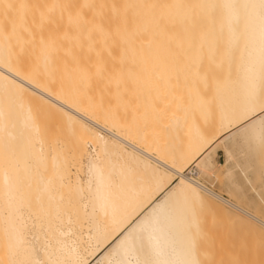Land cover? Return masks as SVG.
Segmentation results:
<instances>
[{"label": "bare ground", "instance_id": "1", "mask_svg": "<svg viewBox=\"0 0 264 264\" xmlns=\"http://www.w3.org/2000/svg\"><path fill=\"white\" fill-rule=\"evenodd\" d=\"M55 10L60 12L57 18L70 13L73 24L66 26L83 27L75 34L78 28L69 27L73 35L70 31L57 37L59 50L72 42L61 54L75 46L79 55L76 45L92 42L100 31L111 40L130 38L138 11L182 15L158 23L207 25L199 45L203 59L222 65L232 81L212 98L218 128L214 135H205L196 122L189 124L184 106L179 113L186 110L187 120L172 117L167 146L144 150L146 141L137 146L122 137L125 133L114 132L120 130L114 124L109 125L112 129L103 127L71 107L78 104L67 105L18 76L11 51L2 42L7 40L4 36L0 42V264H90L96 259L94 264H210L206 227L223 211L220 205L264 228L263 219L230 199L231 191H241L243 183L260 181L253 192L255 201L264 204V0H56ZM191 12L202 16H183ZM143 20L144 24L153 21L150 16ZM66 37L71 42L67 40L65 47ZM71 55L67 59L75 63ZM61 57L63 63L66 58ZM50 64L46 54L42 60L46 73ZM66 87L59 93H67ZM197 107L202 109L203 103ZM43 108L57 111L64 121L67 138L73 142L68 143L71 161L57 135L50 138L56 142L47 140L37 116ZM204 115L207 118L208 113ZM187 130L189 138L182 139ZM219 148L226 155L220 169ZM219 173L229 198L209 186ZM248 227L251 232L258 230L252 224Z\"/></svg>", "mask_w": 264, "mask_h": 264}, {"label": "rangeland", "instance_id": "2", "mask_svg": "<svg viewBox=\"0 0 264 264\" xmlns=\"http://www.w3.org/2000/svg\"><path fill=\"white\" fill-rule=\"evenodd\" d=\"M55 6L56 0H0V42L4 36L7 37V40L2 42L11 51L12 65L18 76L47 90L58 100H66L63 103L67 105H72L69 101L78 104V107L75 105L71 107L103 127L112 129L109 128V125L114 124L123 131L121 133L116 129L118 133L113 129L114 132L119 135L125 133L127 136L124 134L122 137L128 141L136 145H140L141 141H146L148 148L145 145L140 146L145 148L144 150H151L155 146H158L157 148L167 146L169 141L167 127L172 117L185 116V119L188 118L190 121L189 124L191 121L194 124L196 122L195 125L198 129L208 136L214 135L218 130L217 119L214 120L216 105L213 104V99H216L218 90L231 83L232 78L225 72L222 65L204 61L202 50H199L200 42L209 26L158 23L159 20L165 22L168 17L182 15L158 12L147 14L138 11L136 14L137 24L131 34L133 37L114 36L111 40L108 37L103 38L101 31H97L94 32L95 36V33L99 32L96 37L94 36L95 41L79 43L82 49L74 42L82 55L81 53L77 55L75 46L72 47L73 50L68 49L69 52L66 55L59 52L61 50H59L57 41L59 35L64 32L70 34V31L71 35L80 33V29L82 32L83 27L76 26L79 31L76 32L72 29L73 33L69 27L74 28V26H66V22H71L68 19L70 13L68 15L67 12H64L61 18H57L60 17V12L55 10ZM55 11L59 12V15ZM64 15L68 16L65 18ZM148 16L153 21L150 24H144L143 19ZM183 16L196 18L202 14L191 12L183 14ZM60 19H62L61 23ZM66 19L68 21H65ZM60 27H64V29L61 30ZM106 32L107 29L103 33L106 34ZM110 32L118 34L117 30ZM68 39L66 37V44L62 41L61 45L64 44L66 47ZM71 43L70 46L68 45L70 48ZM62 47L61 51L67 52L66 49L69 47L66 49L64 46ZM59 53L63 57L66 55L65 61L64 59L63 61L68 64L64 65V62H59V59L62 61ZM46 54H49L51 59L49 73L44 71L42 65ZM70 55L74 56L75 63L79 60L80 62H77L78 64L72 61L69 63ZM76 56L80 57H78L79 60L76 59ZM217 56L215 55V58ZM59 64L63 65L59 67ZM66 86H69V91L67 93L64 91L66 94H60L59 89L62 88V91L64 88L65 90ZM197 101L199 106L203 103L202 109L197 107ZM204 102H207L206 105ZM182 107L188 110V114L186 110L179 113V110L183 109ZM37 113L38 119L39 117L41 119L39 123L43 126V132L45 131L46 135H49L47 140L49 141L51 137L57 135L61 139L59 140L57 137V143L62 142L59 143V146L63 144L64 147L61 145L63 150L66 148V152L68 151L67 153L64 151L66 156L71 158L72 152L68 147L70 146L69 142H71V146L73 142L68 140L67 127L58 112L43 108ZM204 113H208L207 118ZM184 114H187L188 117ZM190 114L194 115L190 116ZM189 116L192 120H189ZM193 117H196V120ZM207 120L208 122H206ZM82 132L81 128H77L79 135ZM183 137L182 139L189 138L188 130ZM64 139L68 146L65 145ZM50 141L56 142V139ZM49 145L51 146V144ZM149 147L151 148L149 149ZM225 161V153L220 149L216 156L218 169H220V164H225ZM220 173L212 182H209V186L215 192L229 198L222 173ZM257 183L260 184V181L251 185L243 183L242 192L232 190L230 199L237 206L264 220V204L258 199L259 203L255 201L253 192L261 186ZM220 206L224 208L223 211L217 212L206 227L210 264H264V240L262 239V237L264 238V228L256 225L248 217L234 209ZM248 224L254 225L260 231L251 232ZM96 261L97 259L92 260L90 264H94Z\"/></svg>", "mask_w": 264, "mask_h": 264}, {"label": "crops", "instance_id": "3", "mask_svg": "<svg viewBox=\"0 0 264 264\" xmlns=\"http://www.w3.org/2000/svg\"><path fill=\"white\" fill-rule=\"evenodd\" d=\"M224 136H225V135H224ZM224 136H223V137H224ZM221 141H222V140H221ZM221 146H222V145H221ZM220 149H222V148H220ZM220 149H219V150H220ZM219 150H218V151H219ZM222 150H223V149H222ZM223 151H224V150H223ZM224 153H225V152H224ZM217 155H218V152H217ZM217 155H216V156H217ZM225 157H226V155H225ZM220 165H224V164H220ZM220 168H221V167H220ZM246 185H247V184H246Z\"/></svg>", "mask_w": 264, "mask_h": 264}]
</instances>
